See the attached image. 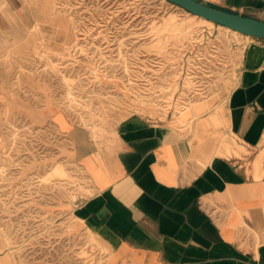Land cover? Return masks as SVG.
Wrapping results in <instances>:
<instances>
[{
	"label": "rangeland",
	"instance_id": "rangeland-1",
	"mask_svg": "<svg viewBox=\"0 0 264 264\" xmlns=\"http://www.w3.org/2000/svg\"><path fill=\"white\" fill-rule=\"evenodd\" d=\"M8 1L0 0V264H105L108 248L78 218L93 185L56 113L100 148L132 115L188 131L191 105L219 110L248 46L264 39L168 0Z\"/></svg>",
	"mask_w": 264,
	"mask_h": 264
},
{
	"label": "crops",
	"instance_id": "crops-1",
	"mask_svg": "<svg viewBox=\"0 0 264 264\" xmlns=\"http://www.w3.org/2000/svg\"><path fill=\"white\" fill-rule=\"evenodd\" d=\"M203 1L264 20V0ZM209 108L192 109L188 131L129 116L103 148L56 113L93 185L78 218L108 248L105 264H264V44L248 46L236 86ZM225 136L253 153L226 154Z\"/></svg>",
	"mask_w": 264,
	"mask_h": 264
},
{
	"label": "water",
	"instance_id": "water-1",
	"mask_svg": "<svg viewBox=\"0 0 264 264\" xmlns=\"http://www.w3.org/2000/svg\"><path fill=\"white\" fill-rule=\"evenodd\" d=\"M187 11L244 34L264 39V20L214 7L203 0H168Z\"/></svg>",
	"mask_w": 264,
	"mask_h": 264
},
{
	"label": "bare ground",
	"instance_id": "bare-ground-1",
	"mask_svg": "<svg viewBox=\"0 0 264 264\" xmlns=\"http://www.w3.org/2000/svg\"><path fill=\"white\" fill-rule=\"evenodd\" d=\"M197 15V14H196ZM199 16V15H198ZM200 17H202V16H200ZM202 18H204V17H202ZM204 19H206V18H204ZM206 20H208V19H206ZM209 21H211V20H209ZM211 22H213V21H211ZM221 25V24H220ZM223 26H225V25H223ZM225 28L227 29V30H229V31H232V32H234V33H237V34H244V33H241V32H239V31H237V30H234V29H232V28H230V27H228V26H225ZM244 35H246V36H252V35H249V34H244ZM253 38H256V37H254V36H252ZM196 104H198V105H200V104H202V101H199V102H197V103H194L193 105H191L192 106V109L193 108H195L196 106ZM227 142V141H226ZM236 143H234V140L232 141V143H229V144H227L226 145V149H225V153L226 154H235L236 156H243L244 155V153H246L240 146H242V147H244L245 148V146H243L241 143H239V142H237V141H235ZM249 151V150H248ZM238 161V160H237ZM246 164V163H245ZM258 164V161L256 160L255 161V165H257Z\"/></svg>",
	"mask_w": 264,
	"mask_h": 264
}]
</instances>
